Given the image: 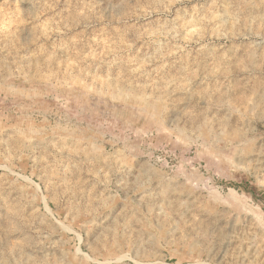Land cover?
<instances>
[{"label": "rangeland", "instance_id": "1", "mask_svg": "<svg viewBox=\"0 0 264 264\" xmlns=\"http://www.w3.org/2000/svg\"><path fill=\"white\" fill-rule=\"evenodd\" d=\"M121 1L0 0V264H264V0Z\"/></svg>", "mask_w": 264, "mask_h": 264}, {"label": "bare ground", "instance_id": "2", "mask_svg": "<svg viewBox=\"0 0 264 264\" xmlns=\"http://www.w3.org/2000/svg\"><path fill=\"white\" fill-rule=\"evenodd\" d=\"M202 0H122L121 2L124 3V7L126 9V12H128V8L130 9L132 4H135L136 6H140L146 9H151L153 12H169L171 11L174 7L178 6L180 3L183 2H200ZM216 0H211L210 2L213 3ZM232 1V0H231ZM215 3V2H214ZM209 6L211 4H208ZM216 5V4H215ZM139 7V8H140ZM117 8V7H116ZM132 8L134 9V7L132 6ZM121 9L123 10V8L121 7ZM141 9V8H140ZM208 9V8H206ZM132 10V9H131ZM130 10V11H131ZM138 10V9H137ZM144 10V11H145ZM125 11V10H124ZM133 11V10H132ZM134 11H136L134 9ZM142 12V11H141ZM147 12V11H146ZM148 13V12H147ZM122 14L125 15V13L123 12ZM135 14V13H133ZM145 14V13H143ZM159 14V13H158ZM121 15V14H120ZM155 15V14H154ZM135 17L137 15H134ZM140 16V15H139ZM137 16V17H139ZM151 16V15H150ZM126 17V16H125ZM231 18V17H230ZM215 19V18H214ZM218 21V20H217ZM232 23V22H231ZM236 23V22H235ZM233 24V23H232ZM242 25V24H241ZM233 29V27H231ZM235 28V26H234ZM237 30V28H236ZM234 31V30H233Z\"/></svg>", "mask_w": 264, "mask_h": 264}]
</instances>
